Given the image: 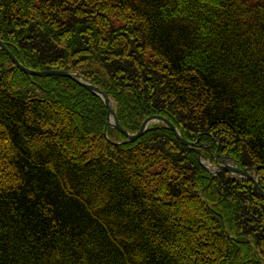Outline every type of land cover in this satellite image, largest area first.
Wrapping results in <instances>:
<instances>
[{
    "label": "trees",
    "instance_id": "1",
    "mask_svg": "<svg viewBox=\"0 0 264 264\" xmlns=\"http://www.w3.org/2000/svg\"><path fill=\"white\" fill-rule=\"evenodd\" d=\"M0 42L90 81L129 133L159 116L202 160L259 167L264 191V0H0ZM105 122L0 51V264H264L251 182L213 177L163 125L113 145Z\"/></svg>",
    "mask_w": 264,
    "mask_h": 264
},
{
    "label": "water",
    "instance_id": "2",
    "mask_svg": "<svg viewBox=\"0 0 264 264\" xmlns=\"http://www.w3.org/2000/svg\"><path fill=\"white\" fill-rule=\"evenodd\" d=\"M0 51L5 53L14 67L22 74L27 77H36V78H65L69 79L71 82L79 86L80 88L86 90L89 94H91L94 98H97L103 105L106 110V122L103 131V136L107 141H109L113 145L125 144L126 142H134L136 139L143 136L147 131L152 130L151 126L153 125H163L168 130H170L175 138L189 150L197 153V160L200 165L209 172L213 177H215L218 173L224 172L228 175V177L233 181H247L251 182L257 194L264 201V191L260 188L258 184L257 171L259 167H246L240 169L236 163V161L229 156H221L218 153L214 155L215 164H210L207 161L202 160L201 153L198 149L195 148L197 141L189 142L185 140L180 132L176 129V127L166 118H161L158 116H153L150 118H146L139 130L132 134L126 131L119 123L117 115H116V106L114 102L108 97L107 94L102 92L96 86H94L90 81L86 80L84 77L79 74L70 73V72H34L29 69L21 66L18 61L13 57V55L7 50V48L0 42ZM107 129L118 131L125 138L123 142H111V140L107 136Z\"/></svg>",
    "mask_w": 264,
    "mask_h": 264
},
{
    "label": "rangeland",
    "instance_id": "3",
    "mask_svg": "<svg viewBox=\"0 0 264 264\" xmlns=\"http://www.w3.org/2000/svg\"><path fill=\"white\" fill-rule=\"evenodd\" d=\"M97 88H98V87H97ZM44 98H45V99H48V95H46ZM116 115H117V114H116ZM152 117H153V116H152ZM158 117H159V116H158ZM149 118H150V117H149ZM161 118H162V117H161ZM159 126H160V125H159V124H157V125H153V126H151V127H152V128H153V127H155V128H156V127H159ZM173 135H174V134H173ZM113 142H118V141H113ZM120 143H121V142H120ZM127 143H132V142H126V144H127ZM210 164H211V163H210ZM213 164H215V161H214V163H213Z\"/></svg>",
    "mask_w": 264,
    "mask_h": 264
},
{
    "label": "bare ground",
    "instance_id": "4",
    "mask_svg": "<svg viewBox=\"0 0 264 264\" xmlns=\"http://www.w3.org/2000/svg\"><path fill=\"white\" fill-rule=\"evenodd\" d=\"M46 72H49V71H46Z\"/></svg>",
    "mask_w": 264,
    "mask_h": 264
}]
</instances>
